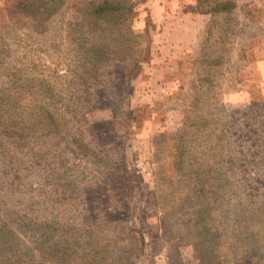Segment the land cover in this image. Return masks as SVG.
<instances>
[{"label": "rangeland", "instance_id": "obj_1", "mask_svg": "<svg viewBox=\"0 0 264 264\" xmlns=\"http://www.w3.org/2000/svg\"><path fill=\"white\" fill-rule=\"evenodd\" d=\"M19 1L0 0V41L7 50L0 64V115L12 70L36 78V90L54 87L61 94L79 70L75 50L84 35L76 11L88 0H66L48 19L47 31L36 30L31 16L15 14ZM221 1L226 0H199L198 6ZM229 1L231 9L214 14L196 49L160 61L153 43L151 58L134 71L130 85L129 67L117 62L113 72L123 100L100 99L81 126L105 144L106 160L121 153L117 144L107 145L110 137L126 136V160L117 170L62 137L72 124L58 100L50 109L59 113L62 135L38 137L33 160L24 156L22 168L16 169L21 147L13 144L27 143L33 132L13 137L0 132V264H95L122 242L116 224L111 226L120 210L138 230L125 242L133 264H158L172 256L179 262L183 254L187 259L180 264H190L193 254L201 264L194 247L191 252L190 221L207 210L226 224L222 239L212 243L217 251L210 250L208 264H246L257 246L263 247L264 264V0ZM133 3L127 30L145 34L151 9L146 0ZM146 38L136 41L141 58ZM122 43L128 46L126 36ZM68 180L82 181L87 191L91 212L82 218L73 202L51 200L57 184L64 188Z\"/></svg>", "mask_w": 264, "mask_h": 264}, {"label": "trees", "instance_id": "obj_2", "mask_svg": "<svg viewBox=\"0 0 264 264\" xmlns=\"http://www.w3.org/2000/svg\"><path fill=\"white\" fill-rule=\"evenodd\" d=\"M65 1L20 0L17 5L14 4L16 7L15 14L18 12L26 16H31L33 21H35L34 28L38 31H45L47 29L48 19L65 5ZM231 4V1L226 0L212 7L199 9L205 13L215 14L219 10L231 9ZM134 5L133 0H88L84 2L83 6H78L76 13L80 18H83L80 24L84 36H82L81 42L75 50L76 68H79V70L77 69L75 74L72 75L69 90L66 93L61 94L54 87H50V90H46V92L36 90V78L23 73L20 68H16V71L11 69L12 72L9 75L10 85L6 89L8 93L6 95L5 92L1 102L5 110L0 115V132H4L7 135L10 134L12 135L11 137L14 135L18 136L25 131L33 132V135H31L27 143L25 142L20 145L19 139H17L13 144L17 145L18 143L21 147L20 153L22 154V164L20 166L18 165L16 169L22 168V165L26 163L25 157L28 160H33L38 137L53 138L55 135H62L60 133L62 121L57 117L59 113L56 110L52 111L50 109V104H53L56 100H58L65 114H67V122H70V125L72 124V129L70 127L66 129L70 136L62 135L63 138L65 137L64 139L70 137V142L73 141L77 145V148L82 149V147H85L93 151L96 155L103 156L101 161H104V165L107 168L117 170L120 164L125 163V148L127 142L125 135L117 134L110 137L107 145H115L113 146L115 148L118 145L121 153L120 156H109L106 160V154L103 150L105 144L98 137H94L90 133H83L81 126L87 124V112L96 108L100 99H109L113 103H119L123 100L122 95L117 90V79H115L113 72V69L117 66V62H125L129 67V70L126 72V77L130 85V77L134 71L139 72L142 64L146 61L148 62L151 58L154 34L152 12L146 24L145 34L133 33L131 30L128 31L127 28L129 26L131 27V22L134 19ZM122 36H126V40L129 42L126 48L123 46ZM143 36L147 37L145 40L147 47L144 57L141 58L139 48H136V41L137 38ZM3 41H0V64L4 65V54L7 50L3 46ZM2 93L4 92H0V99ZM48 93L51 95L48 96ZM24 94L25 96H22ZM24 99L29 100L23 101ZM37 106H39L38 111H36ZM58 179L62 181L60 177ZM66 184L67 186L64 188L63 184H57L51 200L55 203L57 202V204H64L67 201L73 202L72 208L75 211L74 213L78 215V218H82L84 213H90L91 210L88 208L89 202L85 198L87 191L81 186L82 181L70 180ZM121 207V204L116 205L117 210L121 209ZM204 212L200 213V211H197L191 218L190 223L193 224L195 231L192 233L193 236L190 240L201 264H208L210 250L214 251L217 247L216 244L212 246V243L222 239L226 224L225 221L219 223V220L213 218L208 210L206 214H202ZM158 219L165 239L168 237L167 229L159 216ZM111 224V226L116 224V233L118 236L123 237L122 242H116L114 251H108L99 257L103 258L102 261L99 258L94 259L95 264H133L130 261L131 254L125 242H128V238L135 237L138 232L136 226L126 216V212L121 210L119 212L117 211L115 219ZM77 225L75 223L74 228H78ZM211 227L215 229L211 231ZM126 248H128L127 251ZM254 249L253 253H248L246 258L249 259V262L246 264H261L262 259L259 254L263 247L257 246ZM93 253H96L95 249Z\"/></svg>", "mask_w": 264, "mask_h": 264}, {"label": "crops", "instance_id": "obj_3", "mask_svg": "<svg viewBox=\"0 0 264 264\" xmlns=\"http://www.w3.org/2000/svg\"><path fill=\"white\" fill-rule=\"evenodd\" d=\"M146 5L152 12L155 29L153 43L157 47L156 54L160 61L173 60L192 48L196 49L201 34L214 16L212 13L200 11L199 0H147ZM260 64L262 67L264 62ZM155 65H152V68L161 67L165 70L164 65L156 67ZM262 68L264 71V66ZM150 80H154L153 76ZM157 238H162V234ZM192 249L193 246H191L193 254L194 250L192 251ZM181 256L183 261L185 254ZM170 258V260H159L158 264H180L182 262H178L174 256ZM192 259L189 261L190 264H199L198 260L194 258V254Z\"/></svg>", "mask_w": 264, "mask_h": 264}]
</instances>
